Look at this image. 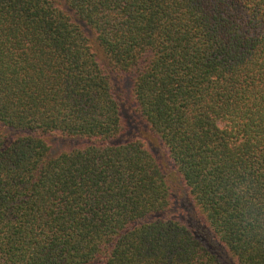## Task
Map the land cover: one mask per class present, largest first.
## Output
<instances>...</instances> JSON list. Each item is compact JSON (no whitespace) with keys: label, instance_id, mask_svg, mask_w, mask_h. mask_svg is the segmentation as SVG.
<instances>
[{"label":"trees","instance_id":"16d2710c","mask_svg":"<svg viewBox=\"0 0 264 264\" xmlns=\"http://www.w3.org/2000/svg\"><path fill=\"white\" fill-rule=\"evenodd\" d=\"M241 181L264 203V0H0V264H264Z\"/></svg>","mask_w":264,"mask_h":264},{"label":"rangeland","instance_id":"374dc122","mask_svg":"<svg viewBox=\"0 0 264 264\" xmlns=\"http://www.w3.org/2000/svg\"><path fill=\"white\" fill-rule=\"evenodd\" d=\"M148 145L151 151L154 153L155 157L157 158L159 164L166 170V167H170V161L167 156L166 150L163 147L162 144L159 143L156 139L148 136ZM55 148H58L62 146L66 141L60 140V139H53ZM169 164V165H168ZM169 178L173 184V199L170 204V207L164 211L162 214H168V213H177L180 209H188L190 208V204L188 201V198L185 195L183 185L178 177H176V173L174 174L173 170H170L169 168ZM176 203V205H174ZM182 207V208H181Z\"/></svg>","mask_w":264,"mask_h":264},{"label":"clouds","instance_id":"9594fccd","mask_svg":"<svg viewBox=\"0 0 264 264\" xmlns=\"http://www.w3.org/2000/svg\"><path fill=\"white\" fill-rule=\"evenodd\" d=\"M231 195L237 202L240 214L249 222L258 220V214H264V203H260L254 197L250 185L241 181L231 187Z\"/></svg>","mask_w":264,"mask_h":264}]
</instances>
